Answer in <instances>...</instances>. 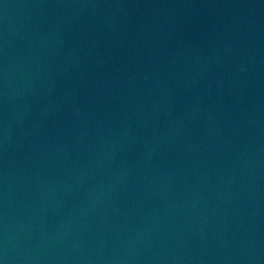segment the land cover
Masks as SVG:
<instances>
[{"label": "water", "instance_id": "95a60500", "mask_svg": "<svg viewBox=\"0 0 264 264\" xmlns=\"http://www.w3.org/2000/svg\"><path fill=\"white\" fill-rule=\"evenodd\" d=\"M0 264H264V0H0Z\"/></svg>", "mask_w": 264, "mask_h": 264}]
</instances>
